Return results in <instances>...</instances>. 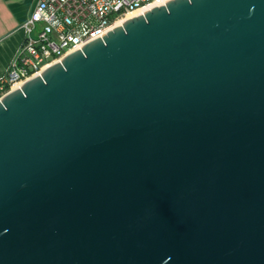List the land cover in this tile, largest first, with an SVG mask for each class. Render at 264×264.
Here are the masks:
<instances>
[{
  "label": "water",
  "instance_id": "obj_1",
  "mask_svg": "<svg viewBox=\"0 0 264 264\" xmlns=\"http://www.w3.org/2000/svg\"><path fill=\"white\" fill-rule=\"evenodd\" d=\"M0 264H264V0H168L0 99Z\"/></svg>",
  "mask_w": 264,
  "mask_h": 264
},
{
  "label": "built area",
  "instance_id": "obj_2",
  "mask_svg": "<svg viewBox=\"0 0 264 264\" xmlns=\"http://www.w3.org/2000/svg\"><path fill=\"white\" fill-rule=\"evenodd\" d=\"M158 0H37L23 23L24 39L0 77V99L100 38L134 11Z\"/></svg>",
  "mask_w": 264,
  "mask_h": 264
},
{
  "label": "crops",
  "instance_id": "obj_3",
  "mask_svg": "<svg viewBox=\"0 0 264 264\" xmlns=\"http://www.w3.org/2000/svg\"><path fill=\"white\" fill-rule=\"evenodd\" d=\"M37 0H0V77H2L24 39L23 23Z\"/></svg>",
  "mask_w": 264,
  "mask_h": 264
},
{
  "label": "bare ground",
  "instance_id": "obj_4",
  "mask_svg": "<svg viewBox=\"0 0 264 264\" xmlns=\"http://www.w3.org/2000/svg\"><path fill=\"white\" fill-rule=\"evenodd\" d=\"M165 1H168V0H158V1L154 2L152 5H150V6L147 7V8H144V9H141V10H137V11H134V12H131V13L127 14V15L123 18V20H120L119 22L116 23L115 27L118 26L119 24L123 23V22L126 21L127 19L131 18L132 16H134V15H136V14L142 12V11H145V10H147V9L153 7V6H156V5H158V4L162 3V2H165ZM18 88H19V87L15 88V89H18Z\"/></svg>",
  "mask_w": 264,
  "mask_h": 264
}]
</instances>
